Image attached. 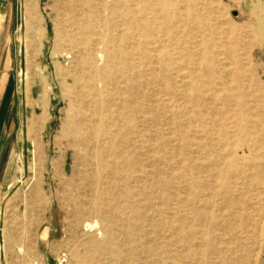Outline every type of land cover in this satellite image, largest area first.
<instances>
[{
    "label": "rangeland",
    "instance_id": "374dc122",
    "mask_svg": "<svg viewBox=\"0 0 264 264\" xmlns=\"http://www.w3.org/2000/svg\"><path fill=\"white\" fill-rule=\"evenodd\" d=\"M4 3L0 264H264V0Z\"/></svg>",
    "mask_w": 264,
    "mask_h": 264
},
{
    "label": "crops",
    "instance_id": "0c3cea01",
    "mask_svg": "<svg viewBox=\"0 0 264 264\" xmlns=\"http://www.w3.org/2000/svg\"><path fill=\"white\" fill-rule=\"evenodd\" d=\"M4 1L5 0H0V36L1 35L5 36L7 29H8V27H7V25H8L7 24L8 14H7V11L5 9ZM6 27H7V29H6ZM1 100H2V96H0V101ZM0 107H1L0 109L2 111V107L4 108V106L1 105V103H0ZM4 113L5 112H3V114ZM3 114H1V112H0V118H1V115H3ZM3 117H4V115H3ZM0 128H1V126H0ZM0 140H1V137H0ZM0 148H1V141H0Z\"/></svg>",
    "mask_w": 264,
    "mask_h": 264
},
{
    "label": "bare ground",
    "instance_id": "6f19581e",
    "mask_svg": "<svg viewBox=\"0 0 264 264\" xmlns=\"http://www.w3.org/2000/svg\"><path fill=\"white\" fill-rule=\"evenodd\" d=\"M263 40H264V38H263ZM263 40H262V41H263ZM86 176H87V175H86ZM87 178H88V177H87Z\"/></svg>",
    "mask_w": 264,
    "mask_h": 264
},
{
    "label": "water",
    "instance_id": "95a60500",
    "mask_svg": "<svg viewBox=\"0 0 264 264\" xmlns=\"http://www.w3.org/2000/svg\"><path fill=\"white\" fill-rule=\"evenodd\" d=\"M233 14H236V12H234Z\"/></svg>",
    "mask_w": 264,
    "mask_h": 264
}]
</instances>
